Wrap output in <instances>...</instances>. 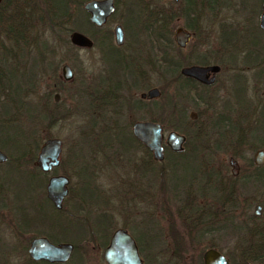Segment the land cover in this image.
I'll return each instance as SVG.
<instances>
[{
  "label": "rangeland",
  "instance_id": "1",
  "mask_svg": "<svg viewBox=\"0 0 264 264\" xmlns=\"http://www.w3.org/2000/svg\"><path fill=\"white\" fill-rule=\"evenodd\" d=\"M33 1L42 9V0ZM152 2L167 15L171 12L175 14L176 17L170 25L172 39L178 26L187 27L186 23L190 22V19L185 16L182 3L172 6L171 0ZM232 13V10L228 12L230 16ZM125 14L124 8H119L108 25L101 30H94L85 20H82L80 25L77 20L76 26L79 28L76 30L95 37L99 43L93 49L78 52L72 51L69 45L64 44L63 34L57 27L49 28L36 20L34 25H31V29L34 28L30 30L26 40L16 45L6 38L0 24V145L3 152L10 156L12 164L14 161L18 164L22 162L21 170L39 171L38 168H33V162L25 163L35 160L45 139L58 137L62 140L61 165L44 177L40 174V178H36L40 182L44 178L43 187L36 184L34 190H31L29 180L13 170H8L7 181L0 182V264L25 262L29 239L46 233L43 228L47 227V216L44 217L42 225L35 223L32 229L20 232L19 215L15 211H29L34 200L31 198L38 202L43 200L46 197L47 181L55 174L69 176V195L64 200L62 213L59 214L60 217H65L59 219L64 231L62 234L57 230L52 231L50 235L53 236L49 238L55 243L74 244L76 249L68 264H76L77 258L84 252L92 264H105L102 254L107 245H99L98 236L101 232L96 229V224L102 217L106 219L103 225L108 228L110 234L119 227H126L131 231L141 243L144 264H199L195 259L202 257L208 245H216L221 249L229 257L231 264H258L249 256L256 255L255 251H259L256 234L262 231L264 233V212L260 219L250 220L247 216L253 214L257 203L264 206V183L253 182L251 178H247L252 174L247 161L251 159L256 147L264 146V107L260 111L261 118L252 114L256 107V102L251 99L252 95L254 96L252 70L243 65L244 76L241 78L232 76L233 71L230 69H222L212 87L199 88L196 95H185L179 84H175L165 71L163 58L159 57L152 47L144 32L143 22L138 20L129 22L128 25ZM136 14L143 16L141 13ZM203 15L196 29L197 37L189 42L187 48L175 50L174 44L164 47L166 60L171 57L185 65L188 60L194 61L196 56L207 55L210 59H213L215 54L217 56L221 46L226 45L220 39L221 25L232 28L233 18L224 19L222 14L215 10ZM74 21L75 19L71 22ZM116 23L126 27L124 44L120 48L115 45L113 35L109 43V46L119 52L115 57H124H120L118 67L102 60V44L99 41L107 31H113ZM239 35L237 33L236 36L235 32L230 30L225 31V36L235 39ZM261 37L262 35L256 32L252 39L258 42ZM240 38V43L244 42L245 45L251 40L245 34ZM7 51L10 54H5ZM63 63H68L72 68L71 80L64 81L62 78ZM124 66H127L125 73L119 69ZM134 67L139 75V82L130 80L128 71ZM112 70L119 73V78H127L123 84L125 86L119 81L110 82ZM18 82L20 85H17ZM134 83L140 87L136 88ZM112 84L122 88L120 96L125 99L124 104L118 107L114 101L103 103L108 111L95 114V98L101 97L106 89H109L107 85L112 87ZM150 87H158L162 96L155 101L145 102L141 109L131 107L130 104L138 100L139 94ZM257 89V98L262 99L263 96L260 95L264 84L259 85ZM17 93L22 94L17 97ZM56 93L59 94L57 101L54 100ZM27 99L33 103L29 114L19 110L17 106V103L20 106L26 104ZM192 111L197 115L195 120L190 118ZM140 120L160 122L164 138L171 130L188 134L189 147L183 154L193 155L186 156L182 164L172 170V176L168 178V188L165 183H161L163 188L161 187L156 205L160 209L158 212H154V201H146L143 204L142 201L139 202L140 195L133 197L119 186L123 176L130 175L132 169L131 163H126L131 157L129 150L132 149L128 134L125 136V143L129 145L125 149V161L120 162L116 157H113L115 160L105 161L102 156H97V160L89 158L87 161L90 156V144L99 141V136L95 141L91 138L92 132H99L97 126L118 124L131 129L132 124ZM196 131L199 135L195 136ZM22 132L29 135L28 144L23 141L20 135ZM240 135L243 141L238 143L237 138ZM80 145L84 148L82 154L83 158L86 157L84 163H88L87 167L77 166L76 155ZM97 145L98 143L94 147L97 148ZM231 155L241 166L240 176L235 179L238 204L228 205L219 221L203 224L200 221L201 216L196 211H190L189 205L191 201H195L192 206L199 209L204 198L215 200L219 196L218 192L223 191L222 181H228L226 175L231 171L228 163ZM9 164L3 166L2 170L8 168ZM159 165L161 171H167L169 163L165 161ZM204 169L209 173L208 184H205L204 177L199 174ZM128 178L127 185L132 186L134 183L132 188L139 193L138 179L135 181L132 177V180ZM230 181L232 182L231 179ZM190 183L194 184H191L189 189L187 185ZM174 184L186 186L171 189ZM244 208L248 209L247 215H243ZM47 211L55 218L56 213H53L50 207ZM233 211L238 212L235 218L231 213ZM33 216L32 218H35ZM149 228H155L154 235L159 239L158 242L142 243L148 236L146 234ZM14 229L18 230L16 238L13 236ZM18 238L20 244L26 246L23 253V250L14 253L12 249L13 241ZM183 256L187 258L185 263L182 262Z\"/></svg>",
  "mask_w": 264,
  "mask_h": 264
},
{
  "label": "flooded vegetation",
  "instance_id": "2",
  "mask_svg": "<svg viewBox=\"0 0 264 264\" xmlns=\"http://www.w3.org/2000/svg\"><path fill=\"white\" fill-rule=\"evenodd\" d=\"M3 1V0H2ZM1 1V2H2ZM74 1V0H73ZM77 1V0H76ZM89 1V0H87ZM86 1V2H87ZM153 0H141L142 4L141 6H155V3L152 2ZM207 1V0H206ZM205 1L206 4H208ZM214 1V0H213ZM85 2V3H86ZM126 2H129V0H127ZM84 3V4H85ZM178 3H182L184 5V14L185 16L190 19V22L186 23L187 27L184 26H178L177 28L181 27L186 33L189 34L188 40L186 41L184 46H179L175 40V31L177 30V28L174 30L173 33V44H174V49L177 50H183L185 48H187V45L189 44V42L193 39L197 37V32L196 29H198L199 27V21L203 18V14L207 13H213V11H217L219 14H222L224 19L233 18V22L234 24L232 25V28H229L228 25L222 24L221 25V29H220V39L221 42L226 44L221 46V50L219 51V53L215 54V57H213V59H210L209 56H196L197 58H194L193 60H188L187 64H181L178 61H174L171 57V63L169 64V70L166 71L168 72L167 74L169 75V77L171 78L172 81H174V83L176 84V78H177V71L180 73L181 76L187 78L190 81L191 84V89L188 92H184L185 95H196L197 91L199 88H209L212 87L216 81H217V74L222 71V69H230L233 71L232 76L236 77H240L242 78V70L243 67L246 66V68H250L252 70V78L254 79L253 82V88H254V96L252 95V100L254 101V103L256 102V107L252 110V114L257 116L258 118H261V110L264 107V90L262 91V94L260 95L263 96L262 99H258L257 98V87H259V85L264 84V25H263V17H264V0H216L214 1V5L213 7H208L204 10L201 11V14H196L199 11V6L201 5L199 0H171V5L175 6ZM84 4H83V8H84ZM204 4V5H206ZM68 5L69 6H73L74 5L71 3V0H68ZM113 5H114V11L106 18V21L100 25L97 26L96 24L92 23L89 19L90 14L87 12L88 14V20H89V25L91 28H93L94 30H101L103 29L106 25H108V23L110 22L111 17L117 12V10L119 8H117L116 6V0H113ZM196 6H198L196 8ZM120 8H124L125 10V20L129 25V22H135V21H140V23H142L143 18L145 19V16H141L136 14L137 12H139V10H133V8L131 7L130 4H125V6H121ZM151 8V7H150ZM196 12H195V11ZM230 10L233 11V13L231 14V16L228 14V12L230 13ZM75 13L77 12L76 9L73 10ZM142 11V10H141ZM144 12V11H142ZM175 12V11H173ZM204 12V13H203ZM171 14V22L170 25L173 23V20L175 19L176 16H174ZM229 15V16H228ZM77 18H79V16L75 19V21H77ZM207 20V19H206ZM205 20V21H206ZM80 23V21H79ZM120 25L122 28V32H123V41L121 44H117L115 41V32H114V28ZM230 25V24H229ZM128 27V26H127ZM126 27L121 24V23H116L115 26L113 27V31H107L105 33V35L103 36V39H99L100 44H102V47L100 49L101 51V55H102V60L105 61L107 64L114 66V67H118L119 65V59L120 57L123 56H117L115 57V55L119 52H117L116 49H114V47L109 46L110 40L112 39V35L114 37V42L115 45L117 46V48H120L123 44H124V40H125V33H126ZM226 30H230L235 32V35L237 36V33L240 34L239 37L237 39L231 37V36H225V31ZM73 31H79L76 29H73L71 31H68L67 33V38H68V43H64L65 45H69V49H71L72 51H80L83 49L86 50H90L93 49L98 43V40L95 37H92L84 32V35H86L91 41H92V46L91 47H82V46H78V45H74L71 41H70V34ZM259 33L262 35L261 40L256 42L255 39H252V37H254L255 33ZM63 34V36H65L64 32H61ZM243 34H245V36H249L251 38V40H249L247 42V44L245 45V43H240L239 38L241 36H243ZM241 39V38H240ZM109 54H111L112 56H109ZM114 55V56H113ZM124 58V57H123ZM191 61H193V63H191ZM238 61H241V63H238ZM237 63V64H235ZM67 64L70 68L71 66L68 63H63L62 65ZM61 65V67H62ZM244 65V66H243ZM136 66V65H135ZM191 66H202V67H208V66H218V70L217 71H208L207 72V79L211 80V82H204L201 80H198L194 77H190V76H184L181 72V70L184 67H191ZM127 66L121 67L119 68L120 70L124 71V73L126 72L125 68ZM135 67L134 69H130L129 75H130V80L131 82L133 81H138L139 82V75L137 74V72L135 71ZM72 70V68H71ZM73 73V71H72ZM112 78L110 79L111 83L114 82H120L122 85L124 84V82H126L127 78H119V73L117 71L112 70L111 73ZM63 78V77H62ZM118 79V80H115ZM235 79V78H234ZM64 81H68L65 80L63 78ZM71 80V79H70ZM246 82V81H245ZM261 83V84H260ZM136 85V88L140 87L139 85H137L136 83H134ZM247 86V83H245ZM121 85V86H122ZM133 85V84H132ZM258 85V86H257ZM55 86V85H54ZM109 87V89H106V92L101 96V97H96L95 99V104L93 105V112L96 113H101L103 111H108V109L106 108V105L104 104H108L110 102L116 103L119 107V105L121 106L122 103L124 104L125 99L123 98V96H120V91L122 90V88L119 85H114L112 84V87L110 85H107ZM125 86V85H123ZM111 87V88H110ZM135 87V86H134ZM154 88V87H150L147 88V90L141 92L139 94V98L137 101L133 102L130 104L131 107L135 108V109H141L142 107H144V103L145 102H150V101H155L157 99H159L162 96V92L160 91V95L157 98H152V99H148L146 97H142V93H146L149 89ZM238 88V87H237ZM127 89V86H126ZM238 90V89H237ZM58 94V93H56ZM56 94L54 95V98L56 96ZM59 96V94H58ZM259 97V96H258ZM55 100V99H54ZM104 103V104H103ZM259 110V111H258ZM119 112V110H118ZM120 113V112H119ZM196 113L195 112H191L190 113V118L195 120L196 119ZM111 120V119H110ZM140 121H151V122H156V121H152V120H140ZM137 122V121H135ZM134 122V123H135ZM112 123V122H111ZM133 123V124H134ZM160 125L161 123L158 122ZM133 124L132 127L130 129V127H124V126H119L118 124L112 125V126H97V130H99V132H97L96 134L92 132L93 135H91V138L94 140L95 138H97L99 136V141H97L96 143L90 144L91 148L94 150H92L90 148V152L87 161H89V158L92 160H97L99 159V157L97 156H102V160H115L116 159L120 160V162H123L126 160L127 156L125 155V153L127 152L125 149L128 148V146L131 144L132 146L130 147L131 150H129L130 152V158L126 161V163L128 164V162L131 163V171H130V175H124L122 180H120V184L119 186L121 187V189L126 193L129 194L131 193L133 197L140 195V200L139 202L141 203H146V201H154L155 205H154V212H158L160 209L157 204V198H159L160 196V190H161V183H165L166 184V188H168V178L172 176V170L174 168H176L177 166L182 164L183 159L186 156H193L192 153L189 155H184V151L185 149H187L189 147V142H188V135H185L184 133H180L176 130H171V131H176L179 134H182L185 136V141L184 143L181 145V149L179 150H174L172 149L167 143H166V137L164 138V134H163V127H162V142H161V146H162V153H163V159L158 160L154 157V153L153 151L146 146L141 140H139L138 138H136L133 134ZM162 126V125H161ZM131 130V131H130ZM194 130H196L194 128ZM198 130V129H197ZM170 132V131H169ZM168 132V133H169ZM129 135V138L131 139V143H129V145H127L125 143V139H126V135ZM168 135V134H167ZM166 135V136H167ZM196 135H199V132L196 131ZM108 139L107 141H104V139ZM95 141V140H94ZM109 141V142H108ZM97 145V148H95L94 146ZM78 147V146H77ZM94 147V148H93ZM2 146L0 145V151L6 156V159L3 161H0V182H5L7 181V173L8 170H13L14 172H17L18 175H20L23 178H29L30 177V173L32 171H25V170H21V163L19 164L14 161V164L11 163V158L8 154H6L5 152H3L2 150ZM40 149V148H39ZM84 148H82V145L79 146L78 148V153H77V166L78 167H87L88 163H84V159L83 158L84 155L82 154V150ZM92 150V151H91ZM258 150H264V146H259L256 147L254 149V152L252 154V157L250 160L247 161V165L248 168L250 169L249 171H251L250 173H252L250 176L248 175L247 178H251V180L253 182H263V180H258V178L256 177V175L254 174V168L255 167H264V163L263 164H256L254 161V155L256 153V151ZM39 152V150H38ZM21 155V154H18ZM38 155V153H37ZM61 155H62V146H61V152H60V156H59V165L57 167H59L61 165ZM105 156L106 159L103 157ZM112 158V159H111ZM36 160H37V156L35 158V160H29L27 161L25 164L31 163L33 162L34 167L33 168H38L39 170H41L39 168V166L36 164ZM116 160V161H117ZM167 161L169 163V166L167 168V171H161L160 169V163ZM231 161H235L238 164L237 167V173L233 174V166L231 164ZM16 162V163H15ZM10 163V164H9ZM228 163L231 167V171L230 174L226 175L228 181L224 182L222 181L223 187L221 193L218 192L219 196L215 198V200L209 199V198H204V201H202V205L201 207L195 208L192 206L194 205L193 203L195 201H191V205L189 210L190 211H196L201 217H200V221L203 222V224H208L210 223V221H214L220 220V217L224 216V213L226 212V207L229 206H236L238 203L237 201V197L236 195L238 194L237 186L235 185V182L239 176H240V172H241V166L238 162V160L236 158H234V156H229V160ZM7 164H9L8 168L2 170L3 166H7ZM23 166V165H22ZM205 166L208 167L207 164H205ZM56 167H53L51 169V171H53V169ZM49 172H43L41 170V172L45 174L50 173ZM79 172V170H78ZM204 177L205 180V184H208L207 178L209 176V173L207 171V169L204 171H202V173H199ZM56 175V174H55ZM65 175V174H62ZM69 178L68 175H65ZM128 177H132L134 178V180L136 181V178L138 179V187L137 190H139L140 192L137 193L134 191V188H132L134 186V183L132 186H128L127 182H129V178ZM4 178V179H3ZM131 178V180H132ZM229 179L232 180V182H229ZM5 180V181H4ZM196 180V179H195ZM209 180V179H208ZM217 182V181H216ZM69 183H70V178H69ZM191 184L194 183H190L187 185V188H191ZM172 188H176L177 184L171 185ZM186 186V185H185ZM185 186H180V187H185ZM118 187V186H117ZM136 187V184H135ZM163 188V187H162ZM132 189V191H131ZM225 189V190H224ZM186 191V190H185ZM184 191V192H185ZM191 192H194V190H191ZM69 195V185H68V194L64 197L63 201H62V207H63V203L64 200L67 198V196ZM135 195V196H134ZM47 197V195H46ZM111 199V198H110ZM233 200V202H231ZM226 202V203H225ZM231 202V203H230ZM188 206V207H189ZM15 210V209H13ZM29 211H31L29 213ZM26 211H18V209L15 211L16 214L19 215V225H20V232L21 231H26L27 229H32L33 226V220L35 218H32L33 216V209H29ZM247 208L243 209V215H247ZM264 212V206L260 203H257L255 205L254 211L252 215H248L247 218H249L250 220L252 219H260L261 216L263 215ZM233 214V218H235L234 216L236 214H238V212H231ZM15 214V213H14ZM29 214L32 216H29ZM217 215V217H215ZM234 220V219H233ZM119 228H123L125 229L135 240L136 245L138 247V251L141 256V243L139 241H137V239H135V237L133 236V234L131 233L130 230H128L126 227H119ZM118 229V228H116ZM114 229L112 231V233L116 230ZM44 230V228H43ZM149 232L148 235L143 241L142 243H155L158 242L159 239L157 240L155 238V228L153 229H148ZM13 231V236L16 238V231L18 230H12ZM19 232V233H20ZM152 232V234H151ZM111 233V235H112ZM259 233V232H258ZM110 235V237H111ZM39 236H45L47 237L49 240L50 238L45 235V234H40V235H35L32 236L29 239L27 248H26V259L25 262H22L20 264H68L69 260L71 259L73 252L75 251V246L74 244H72L73 249H72V253L70 255V258L66 261V262H50L47 261L45 259H33L30 254H29V250L31 248L32 242L36 237ZM252 236V235H251ZM109 237V240H110ZM257 237V241L259 242L258 246H260V244H262V242L264 243V233L263 231L260 232L259 234H256ZM256 240V239H255ZM51 241V240H50ZM53 244H58L59 242H53L51 241ZM109 242V241H108ZM70 243V242H69ZM12 249L15 253V251H21L23 250L21 253L24 252V249L26 246H22L20 244V239L18 238L17 241L15 239V241H13V244L11 245ZM18 247L20 248L18 250ZM261 247V246H260ZM216 249L217 251H219L221 254H223L227 261L228 264H231L229 257L226 256V254L219 249L216 245H208L207 248L204 250L203 254H202V261H203V256L204 253L208 250V249ZM256 252V251H255ZM255 263L258 264H264V255H251L249 256ZM143 260V258H142ZM12 264V263H11ZM13 264H17L16 261ZM76 264H92L91 259H88V255L84 252L81 255H79V257L77 258V263ZM144 264V261H143Z\"/></svg>",
  "mask_w": 264,
  "mask_h": 264
},
{
  "label": "water",
  "instance_id": "3",
  "mask_svg": "<svg viewBox=\"0 0 264 264\" xmlns=\"http://www.w3.org/2000/svg\"><path fill=\"white\" fill-rule=\"evenodd\" d=\"M2 0H0L1 3ZM84 9L90 14V21L97 26L102 25L106 18L114 11L113 0H89L84 4ZM264 25V17H263ZM115 41L121 44L123 41V32L120 25L114 28ZM189 34L181 27L175 31V40L179 46H184L188 40ZM70 41L74 45L82 47H91L92 41L83 33L73 31L70 34ZM218 66H191L184 67L181 72L184 76L194 77L204 82H211L207 79L208 71H217ZM62 76L65 80H70L73 76L71 68L64 64L61 67ZM160 95L158 88L149 89L142 93V97L148 99L157 98ZM58 94L55 100H58ZM162 126L158 122L137 121L133 124V134L141 140L154 153L158 160L163 159L162 153ZM185 141V136L170 131L166 136V143L174 150L181 149ZM62 140L58 137H49L40 146L36 164L43 172H49L53 167L59 165V156L61 152ZM6 159V156L0 151V161ZM256 164L264 163V150L256 151L254 155ZM233 174L237 173L238 164L231 161ZM69 178L62 174L52 175L46 184L47 198L52 202L56 209L62 208V201L68 194ZM73 246L69 242L53 244L47 237H36L31 245L29 254L33 259H45L50 262H66L72 253ZM103 260L105 264H143L138 247L133 237L123 228L116 229L103 250ZM203 264H228L226 257L216 249H208L203 256Z\"/></svg>",
  "mask_w": 264,
  "mask_h": 264
},
{
  "label": "trees",
  "instance_id": "4",
  "mask_svg": "<svg viewBox=\"0 0 264 264\" xmlns=\"http://www.w3.org/2000/svg\"><path fill=\"white\" fill-rule=\"evenodd\" d=\"M87 0H71V3L74 5L72 8L68 5V0H42V9H39L36 3H34L33 0H3L0 3V24L2 25L1 27L3 28L6 38L12 42V44H18L20 41H25L26 38L28 37L31 25L37 21L42 22L46 25H48L49 28H54L57 27L60 32H64L65 36H63L62 40L65 43H68V38H67V33L68 31H71L73 29L79 28L76 26V22H71L76 16L78 21H80V25L82 20H85L86 23L89 24L88 20V14L83 8V4ZM199 0L200 6H199V11L196 14H201V11L206 9L207 6L213 7L214 1L216 0ZM125 4H130L133 10H139L137 13H141L145 16V19L143 22L144 26V32L149 39L152 47L156 51L159 57L163 58V63L165 67V71L169 70V64L171 63L170 60H166L164 54H166L164 47L165 46H171L173 45V41L171 36V31H170V19H171V14H166L163 10L160 8H157L155 6H141L144 5L142 4L141 0H131L129 2H126L125 0H116V6L117 8H120L121 6ZM206 4V5H204ZM213 4V5H212ZM215 6V5H214ZM151 7V8H150ZM198 6H196L197 8ZM76 9L77 12L75 13L73 10ZM144 12H142V11ZM195 11V10H194ZM196 12V11H195ZM139 15V14H138ZM32 25V26H33ZM82 27V26H81ZM179 50V49H177ZM160 53V54H159ZM5 54H10L5 53ZM15 57V56H13ZM161 58V59H162ZM12 72V71H10ZM12 74V73H11ZM14 77V76H13ZM179 84V88L183 92H188L191 89V84L190 81L181 76L180 73L177 71V78H176V84ZM17 85H20V82H18ZM25 89V88H24ZM27 91V89H25ZM22 93H17V97H19ZM30 99V97H28ZM27 99L26 104H22L20 106L19 103H17V106L19 107V110H23L24 113L29 114L31 111V105L33 103ZM20 114V113H19ZM195 122V121H194ZM22 136L23 141L28 144L29 142V135L25 132L20 133ZM188 135V134H187ZM196 136V133H194ZM238 143H241L243 141V137L240 135L238 138ZM254 174L258 178V180H263L264 179V167H255L254 168ZM44 177V173L39 171H34L30 173V177L27 178L30 182V189L34 190L35 185L37 184L38 187L42 186L44 184V181L42 179V182L37 181L36 178L39 177V175ZM43 174V175H42ZM40 178V177H39ZM37 181V182H36ZM264 183V180L263 182ZM34 199V200H32ZM32 200V209L35 219L33 220V224H43L44 223V217L47 216L46 224L47 227L44 229L46 233H48V237H51L53 235H50L52 231L57 230L62 234L63 228H61L60 225V218H65V217H60V213L63 211V207L61 209H56L52 202L47 198L44 197L43 200L37 201L35 198H31ZM48 206V207H47ZM51 208L52 212L56 213L55 218L53 217L52 214H50L47 211V208ZM43 217V218H42ZM68 218V217H66ZM43 220V221H42ZM105 221L106 219L102 217L99 223L96 224L97 226V232H101L104 234H100L98 236L100 246H105L108 244L109 241V235H111L108 230V228H105ZM104 224V225H103ZM102 225L104 226L102 228ZM45 233V234H46ZM97 239V238H94ZM96 241V240H95ZM261 246V247H260ZM260 246L257 245V249L259 251H256L257 254L259 255H264V243L260 244ZM76 248V247H75ZM247 255V254H245ZM202 257L198 256L196 262H199V264H203V261L201 260ZM187 258L185 256L182 257V262L185 263ZM193 258H191V261Z\"/></svg>",
  "mask_w": 264,
  "mask_h": 264
}]
</instances>
